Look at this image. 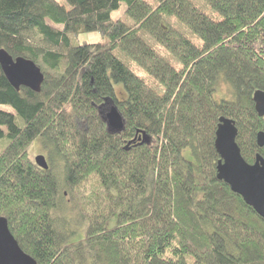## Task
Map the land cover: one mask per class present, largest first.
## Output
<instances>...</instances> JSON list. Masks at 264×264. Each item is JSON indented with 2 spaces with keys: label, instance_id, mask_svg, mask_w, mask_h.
<instances>
[{
  "label": "trees",
  "instance_id": "obj_1",
  "mask_svg": "<svg viewBox=\"0 0 264 264\" xmlns=\"http://www.w3.org/2000/svg\"><path fill=\"white\" fill-rule=\"evenodd\" d=\"M66 1L0 0V48L44 76L39 92L17 90L0 67V216L19 247L37 264H264V218L216 177L214 144L223 116L243 159H264L251 99L264 90V0ZM121 3L128 22L111 17ZM87 31L107 42L77 41ZM220 80L231 99L215 97ZM106 100L120 132L99 113ZM38 137L59 178L30 158Z\"/></svg>",
  "mask_w": 264,
  "mask_h": 264
},
{
  "label": "water",
  "instance_id": "obj_2",
  "mask_svg": "<svg viewBox=\"0 0 264 264\" xmlns=\"http://www.w3.org/2000/svg\"><path fill=\"white\" fill-rule=\"evenodd\" d=\"M0 67L9 84L19 90L26 87L39 92L44 76L39 66L24 57L10 56L7 51L0 48ZM254 110L264 120V90H256L252 94ZM99 113L105 121L110 133L120 132L123 127L122 116L113 101L106 100L101 104ZM215 130V149L220 159L217 162L219 180L225 182L233 193L242 197L245 204L253 208L257 215L264 218V159L257 154L253 163H247L238 144L235 142L238 134L233 120L221 116ZM136 139V137H135ZM129 141L127 146L134 142ZM138 141L148 143L150 136L141 132ZM259 147H264V131L256 136ZM34 163L42 169H48V163L43 155L34 158ZM0 264H37L33 257L23 251L17 240L8 230L7 219L0 216Z\"/></svg>",
  "mask_w": 264,
  "mask_h": 264
},
{
  "label": "rangeland",
  "instance_id": "obj_3",
  "mask_svg": "<svg viewBox=\"0 0 264 264\" xmlns=\"http://www.w3.org/2000/svg\"><path fill=\"white\" fill-rule=\"evenodd\" d=\"M62 6H65L68 8V3L66 0H57ZM111 17L115 20L122 19L124 22H128L129 18H127L126 15V7L124 3H121L119 6V9L117 11L112 12ZM57 28H60L59 25H54ZM77 41H85V42H91V43H105L106 38L102 36L99 32L95 31H87V33L80 34L77 38ZM132 68L135 71H138V67L136 65H132ZM139 72V71H138ZM141 74V72H139ZM217 92H215V97L219 99L220 97L224 99H231L232 98V91L230 92L229 86L225 83V81L220 80L219 83L216 86ZM114 93L117 96L119 101H122V99L125 98V90L123 84H118L114 83ZM5 108H8L7 106H4ZM3 140H0V149H2L5 145ZM28 153L29 156L32 160L38 155H43L46 159L47 163H50L52 171L58 176V178L61 176L60 173V162L53 157V158H48L49 152L47 146L41 141V139L38 137L36 140L33 141L28 147ZM184 154L187 156L186 151H184ZM48 158V159H47ZM87 185V184H86ZM89 187V183H88ZM87 187V191H90V188ZM86 188V186L84 187ZM64 195V204H62V212L67 213L68 215L66 216L68 219L69 224L67 227L69 229H73L74 233L69 235V241L74 242V241H79L84 238V232H85V222L81 225L79 223V216L78 213L75 215L73 212L77 210L78 205H76V197L75 194L69 193V190L62 184L61 185V191ZM73 214V215H72ZM72 215V216H70ZM116 224V215L112 216L110 219H108L105 223V228H112Z\"/></svg>",
  "mask_w": 264,
  "mask_h": 264
}]
</instances>
